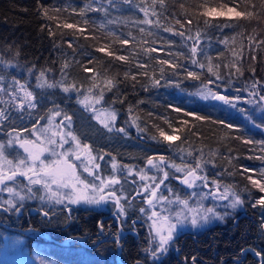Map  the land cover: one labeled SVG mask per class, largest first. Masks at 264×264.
I'll return each mask as SVG.
<instances>
[{
	"label": "trees",
	"instance_id": "16d2710c",
	"mask_svg": "<svg viewBox=\"0 0 264 264\" xmlns=\"http://www.w3.org/2000/svg\"><path fill=\"white\" fill-rule=\"evenodd\" d=\"M99 2L101 0H0V60L4 61L0 63V75L4 76L0 87L7 90L0 91V100L9 98V85L15 77L29 82L36 105L31 110H15L9 103H0V111L8 116L7 120L0 119V142L5 143L10 134L26 133L37 125L49 123L50 116L60 111L61 115L55 116L62 131H72L82 146H90L93 155L104 156V152H109L122 165L133 169L130 176L125 170L122 178L124 194L131 203L135 202L132 198L137 186L151 181L152 176H160L161 172L146 169L148 158H154V163L159 164V157L163 156L169 166L172 163L194 166L199 159L203 167L201 174H206L209 182L218 180L220 189L231 187L239 192L244 203L241 208L232 209L219 227L210 229L212 235L204 247L197 246L196 252L194 242L189 245L191 252H195L192 254L196 256L195 263L201 264L198 258H204L207 264L236 258L227 264H259L258 256L244 251L251 248L264 255V209L252 206L264 193L247 179L248 176L264 179L259 175V170L264 169V144L260 143L264 141V127H256L264 125V101L259 99L264 95V0H163V4L160 0H132L131 4L116 0V7L108 8L107 13L89 10V6L98 7ZM224 3L235 7L236 11L253 15L247 18L200 15L204 10L201 5L219 7ZM141 8L147 11V16ZM146 19L153 23H141ZM189 19L191 24L187 23ZM205 20H208L207 25ZM65 24L75 27L65 28ZM165 28L172 31L166 32ZM197 31L201 36L195 59L205 64L204 69L192 64L193 40L187 39L188 36L195 38ZM180 32L185 35H179ZM120 39H128L129 43L121 44ZM148 47L157 51L145 53ZM98 48L105 51H97ZM109 52L114 55H108ZM118 55L127 56L128 60H118ZM208 57H211L210 62ZM161 59L184 67L176 69L179 75L174 76L169 65L158 63ZM7 62H11V66H6ZM209 63L222 79L217 80L213 72L207 71ZM161 67L165 69L161 85L165 86H153V78H161ZM185 68L197 72L200 79L186 78ZM42 70L45 77L38 80ZM108 80L115 85L111 90ZM166 80L173 83L166 85ZM93 82L96 87H92ZM73 83L79 93L75 90L65 93L63 86ZM48 84L56 86L48 87ZM205 85L213 92L241 99L235 101L236 108L223 101L202 99L196 92ZM101 90L102 107L117 114L111 132L79 102L83 96H99ZM253 92L256 95H250ZM176 107L182 111L177 113ZM186 111L211 119L198 121L194 116H185ZM64 115L72 117L70 128L65 126L67 121L60 123ZM165 119L173 128L181 129L177 133L181 140L162 141L160 129L172 134ZM183 120L188 124L183 125ZM212 121H223L233 127ZM121 127L128 135L117 131ZM246 140L252 143H245ZM244 168L253 171L244 173ZM141 170L149 179H139ZM168 172L170 178L183 174L174 170ZM35 205L42 206L41 203ZM235 221L236 228L231 226ZM3 235L20 236L30 247L22 233L0 230V242ZM147 240L148 236L144 235L142 244ZM122 244L125 253L130 245ZM40 247L42 253L61 264H118L113 259L115 244L103 243L93 248L67 244H40ZM237 259L241 261L238 263Z\"/></svg>",
	"mask_w": 264,
	"mask_h": 264
},
{
	"label": "snow or ice",
	"instance_id": "6c2138e0",
	"mask_svg": "<svg viewBox=\"0 0 264 264\" xmlns=\"http://www.w3.org/2000/svg\"><path fill=\"white\" fill-rule=\"evenodd\" d=\"M123 4H131L132 0H120ZM160 3L163 4V0H160ZM116 7V0H101L99 2V6L92 8L89 6V10L94 11H103L107 13L108 8ZM203 7V11L200 13L203 17H218V16H235L237 18H247L253 15L252 12H242L236 11L235 7H229L227 3L219 5V7H211L207 4L201 5ZM57 11H59L57 9ZM140 11H143L145 16L148 15L147 11L144 8H141ZM47 10L45 9V13ZM83 15V10L81 12ZM155 15V13H153ZM86 24L87 20L84 21ZM180 23L179 20L176 21ZM143 24H152L153 21L150 19H146L141 21ZM188 24H191L192 21L189 19L187 21ZM204 23L207 25L208 20H205ZM227 26V25H225ZM65 28H73L75 27L72 24H65ZM80 31H84L81 29ZM141 32L144 31L143 28L140 29ZM164 31L170 32L171 28H165ZM179 35L184 36L185 33L180 32ZM201 33L199 31L196 32L195 38L192 36H188L187 39L193 40V44L190 48L192 59V64L197 65L199 68L204 69L205 64L200 63L199 60L195 59L198 53L197 45L199 44V37ZM121 44H128V39H120ZM146 43V42H145ZM71 46V44H69ZM97 51L104 52L105 48H98ZM145 53L156 52L157 49L154 47H148L144 49ZM108 55H114L112 52H109ZM116 59L121 61L128 60L127 56L118 55ZM209 62L211 61V57H208ZM0 63H4V61L0 60ZM160 65H169L170 68L173 69L172 75H179L176 69L184 67L179 64H170L168 60L161 59L158 61ZM6 66H11V62H7ZM143 67L144 65H140ZM64 67H67L65 65ZM89 69H85L88 71ZM31 72L32 69H29ZM186 78H190L192 80H199L200 76L195 71H189L185 68ZM208 72H213V69L209 63L207 68ZM237 72H240L239 68H236ZM161 78L156 79L153 78V86H165L161 85V79H164L165 69L163 67L160 68ZM213 75L216 76L217 80L222 79V77L213 72ZM45 77V72L42 70L39 74L38 80ZM135 79V76L132 77ZM4 80V76L0 75V82ZM213 81H209L212 83ZM44 83H47L44 80ZM173 81L166 80V85H171ZM109 86V90L111 87L115 85L111 80L107 81ZM55 84H48V87H55ZM179 87V84H176ZM255 85H253L254 87ZM12 88V92L10 95L16 99L17 91L24 92V100L27 101V105L29 108H34L36 105L33 103L35 97L33 93L25 90V85L21 84L19 80L15 77L12 78V84L9 85ZM82 87V85L80 86ZM92 87H96L95 82H93ZM75 90L79 93L78 86L73 83L71 85L63 86V91L68 93L70 91ZM0 91H7L3 87H0ZM203 97V99H212L223 101L224 104L229 105L232 108H236L235 101L241 99L240 96L230 97L228 95H222L219 92H213L211 89L207 88L205 85L204 89L199 93ZM250 95H256L255 92L250 93ZM87 99V97H85ZM103 99V90L100 91L99 97L96 99V103H100ZM260 101H264V95H260ZM80 103H84V101H79ZM249 103L252 101L249 100ZM88 107V105H85ZM19 108L21 110L24 109V103L21 102L19 104ZM95 112V109H92ZM241 112L244 109H239ZM174 111L177 113L181 112L182 109L180 107L174 108ZM55 115H61L60 111H56ZM185 116H194V118L198 121L210 120L211 118L208 116L199 115L193 112H184ZM117 118V114L113 111L109 114L110 122L104 123V127L108 129V131L113 130V123ZM0 119L7 120L8 116L0 111ZM67 121L68 124L66 127L71 126L72 117L69 115H64L61 123ZM213 123H219L224 125L227 128H232V124H225L223 121H212ZM51 119L49 120V124H51ZM165 123L168 124L169 128H172V134H169L164 129L159 130V137L162 141L172 143L174 141L181 140V136L177 135L178 132L181 131L180 128H173L172 124L165 119ZM183 125H187L188 121H181ZM256 127H264V125H256ZM15 131V129H13ZM24 131H27L25 129ZM124 135H128L126 129L121 127L117 130ZM41 133L47 132V129L40 130ZM35 135V139H26L17 134L15 137L10 135L7 144L4 142H0V192H7L8 198L0 201V210L5 212H15L20 213L24 208V203L26 200L38 199L42 203V206L38 211L42 213L45 218H49L53 212L52 208L46 207L45 204H66V212L70 215L71 213V205L77 204H87V205H95L99 206L102 204L112 203L116 209V219L119 221L118 231L114 234V243L117 246H121V233L123 232L124 223L127 220V211L125 207V203H128L129 206L131 204V200L126 195H123V187L121 184V175L119 173H123L125 170L127 174L130 176L133 172L132 168H129L125 165L122 169L119 170V173L110 175L108 177L102 176L98 171H93L88 166H84V171L88 172L90 176L94 177L93 182H85L80 179L77 174V164L73 161V157L76 161H81V155L83 154L81 148L83 150H87L89 162L92 163V167L96 170L100 169V164L95 163L97 159L103 160V156L95 157L91 155L90 146L84 144L81 146L79 139L73 134L72 131H67L64 135H61L60 132H52L51 136H48L46 139L42 138L41 134L33 133ZM58 137V139H56ZM66 137H71L72 141L75 142V150L69 147L67 150L64 149V145L68 144L69 141ZM152 139H156V137H152ZM245 143H252L251 140H246ZM264 144V141L260 142ZM18 145L20 149L23 150L21 154H19V158L10 159L8 155H6V149L12 148L13 146ZM57 147L61 150L57 152ZM179 147V146H178ZM45 153L51 154L54 157L53 160L49 161L45 158ZM191 155V153H189ZM259 158V157H258ZM159 164L154 163V158L150 157L147 160L148 165H151L158 169L159 172H162V177L158 178L157 176H152L150 179L152 184H143L142 189L143 192L137 190L135 192V196H140L143 194L144 203L149 206L148 209L141 207L139 212L144 214L149 224V234L152 238L153 247H150L146 251L149 253L151 259L154 264L160 261L163 256L167 254L170 246L174 243L177 234L181 229L185 227H191L193 229L200 228L202 225H206L210 223L212 220H223L227 212L223 215L216 211L215 207H204L203 200L211 197L213 200H229V203L225 205L226 208L235 209L238 206H242L244 201L239 194V192L235 191L231 187H226L223 192H220V185L218 180H212L209 182V179L206 174L202 175L203 167L201 161L196 160L195 165L192 164H184L183 166L172 163L170 165L171 168H174L176 172L184 173L183 177H176V179L180 180V182L185 185L188 189H208V191H192L188 194L187 198H182L178 192H174L171 188L168 189L170 193L169 196H164L159 192L161 185L164 184L165 180L168 179L169 172L165 170V167L169 165L166 164L165 158L163 156L159 157ZM83 163V161H81ZM209 163V162H204ZM164 165V167H161ZM113 169H116V165H112ZM244 173H248L253 171L249 168H244ZM143 172V170H141ZM259 175L264 177V169L259 170ZM139 179L141 181H145L149 179L144 174L139 175ZM247 179L251 183V185L258 189L260 193H264V179H253L252 176H248ZM95 181H98L96 183ZM158 181V182H157ZM135 183V181H132ZM117 185H121L120 188H117ZM214 186V187H213ZM39 193V195H38ZM231 196V199L229 197ZM133 197L132 199H134ZM193 198H197L196 205L193 207L190 204V200ZM157 204L161 205L159 211H157ZM176 205L179 206L175 211L172 210L171 207H166ZM253 207L259 206L261 209H264V196L258 198L255 203L252 205ZM150 210V214H149ZM99 228L101 231L104 230L103 222H98ZM136 221H132V229L135 231ZM262 227H264V221H262ZM256 256L261 257L262 262H264V255L260 252L255 253ZM139 264V262H137Z\"/></svg>",
	"mask_w": 264,
	"mask_h": 264
},
{
	"label": "flooded vegetation",
	"instance_id": "af4514ba",
	"mask_svg": "<svg viewBox=\"0 0 264 264\" xmlns=\"http://www.w3.org/2000/svg\"><path fill=\"white\" fill-rule=\"evenodd\" d=\"M60 129L62 130V127ZM122 138L123 136H121V139ZM103 154V162L100 164V169H94V171H98L104 177L119 173V166H121V169L124 166L120 163V160L112 157L109 152H104ZM113 164L116 165V169H113ZM77 168V174H79V169H81V167L78 165ZM119 174L121 175L123 195H125V186L122 182L124 179V173ZM80 175L82 178H85L81 173ZM168 179L172 178L168 176ZM167 180H165L164 184L161 185V188L159 189L161 194L170 195L168 189L171 188L174 192H178L182 198H187L186 194H188V189L186 190V188L181 185L182 183L180 180L172 179L173 181L170 183L166 182ZM116 187L120 188L121 185H117ZM206 191H208V189H206ZM7 195V192H0V199ZM132 200L135 201L133 203L134 207H128L127 203H125L127 220L124 223L123 232L121 233V246L123 245L122 243L130 245V247L126 249L125 253L124 250L121 249V246H117L114 243V234L118 231L119 221L116 219V209L112 203L105 204V206H70V215L65 210L66 206L52 205L50 208H52L53 214L49 218H45L42 213L38 211L41 206L35 205V203L38 202L25 201L24 208L18 214L15 212H5L0 210V230H11L14 233H22L25 235V240L28 244H67L88 248H93L103 243L115 244L116 251L113 259L116 262L118 254L119 259L125 264H137V262H139V264H150L153 263V260L146 250L149 249L152 244V238L149 234V227L144 220L145 216L139 212L140 207H143V203L141 202V199ZM217 210L221 215L225 213L224 206L219 207ZM230 215L231 211L230 213L228 212V215H226L224 219ZM239 218L240 215L236 217V220ZM224 219L205 227L197 234H194L189 230L180 231L177 234L174 243L170 246L167 254L163 256L160 261H158L159 263H157L160 264L164 261L166 264H196V260H194L196 256H192L195 252H191V247L189 245L194 242L193 244L195 245L196 252L197 246L204 247L206 241L209 239V236L212 235V231L210 229L219 227V224L223 223ZM133 220L136 221L135 231L132 229ZM98 222H103V231L100 230ZM237 225L238 224L235 221V224L231 226L236 228ZM142 226L144 227L143 231ZM144 235H147L149 240L142 244ZM63 240L66 241L61 244L60 242ZM247 251L250 250L246 249L244 252L247 253ZM251 252L254 254L256 253L253 250H251ZM203 257L208 258L205 254H203ZM187 258H189V260ZM235 260L236 258L223 259L219 264H227ZM239 260L241 261V259H237L238 263L240 262ZM198 261H200L201 264H207L204 258H198ZM261 261L262 259L259 257L258 263L261 264Z\"/></svg>",
	"mask_w": 264,
	"mask_h": 264
},
{
	"label": "rangeland",
	"instance_id": "374dc122",
	"mask_svg": "<svg viewBox=\"0 0 264 264\" xmlns=\"http://www.w3.org/2000/svg\"><path fill=\"white\" fill-rule=\"evenodd\" d=\"M19 81H20L21 84L25 85V90L26 91H30V92L33 93V91L30 90V88H29V86L27 84V83H29L28 81H26V82L24 80H19ZM11 84H12V81H11ZM203 89L204 88H200L196 92L197 96L202 98V99H203V97L201 95H199L198 93L201 90H203ZM208 89H210V88H208ZM11 92H12V88L10 89V93ZM16 97H19V99H16V98H14V97H12L10 95L9 98L6 99V100H2L1 99L0 103L1 104L9 103V104H11V106L15 110L16 109L17 110H21L19 108V104L21 102H23L24 103V109L31 110V108H29L28 105H27V101L24 100V92L23 91H17L16 92ZM85 97H87V99H85ZM98 97L99 96H94V95L83 96L81 98V101H84V103L83 104L80 103V104L82 106H84V107H85V105H88V107H85V109H87L89 112H91L93 114L94 119L98 123H100L101 125H104L101 121H103L104 123L110 122L109 114L111 112H113V111L102 107L101 104L103 102V99L100 101V103H96V99ZM33 103H35V102L33 101ZM93 108L95 109V112L92 110ZM50 119H51L52 123L53 122H55V123H53V124L45 123L43 125H37L33 129H31L29 132H26V133L19 132V133H14V134H10V135L12 137H15L17 134H19L20 136H22L23 138H26V139H35V135H33V133H38V134L43 135L42 138H44V139H46L48 136H51L52 132H60L61 135H64L66 133V130L62 131V130L59 129V127H61V126L57 122V116L52 115V117L50 116ZM61 121H62V119L60 120V123H61ZM115 121L111 122V123H113V125H114ZM43 128L47 129V132L41 133L40 130H42ZM113 128H115V127L113 126ZM67 131H69V130H67ZM66 138L69 141V143L64 145V149L67 150L69 147H71V148H73L75 150V142L72 141L71 137H66ZM56 139H58V137H56ZM8 140L9 139H7V140L5 139V144H7ZM56 150H57V152H59L61 149L59 147H57ZM79 151L83 152V154L81 155V161H83V163H81V161H76L74 159V157H73V161L77 164V167H78V165L81 167V169H79L78 176H79L80 179L84 180L86 183L87 182H93L94 181V177L93 176H89V173L84 171V166L85 165L88 166L90 169H92L94 171V168L92 167V163L89 162L87 150H83L81 148V150H79ZM22 152H23L22 149H20L18 147V145H15L12 148L6 149V155H8L10 159L19 158V154H21ZM92 156H94V155H92ZM95 157H97V156H95ZM98 157H100V156H98ZM45 158L47 160H49V161L54 159V157L51 156V154H49V153H45ZM102 162H103V160H100V159H97L95 161V163H99V164H101ZM147 168H148L149 171H153V172L154 171H158L157 168H155V167H153L151 165H146V169ZM77 170H78V168H77ZM165 170L166 171H170V170L176 171L174 168H171L170 166H168L167 169H165ZM80 173L85 178H82ZM141 174H142V172H141ZM162 175L163 174L161 172L160 176L158 178H161ZM183 175H184V173L181 174V175H174V176H172V179L173 180H177L176 177H183ZM88 177H89V180H88ZM95 182L98 183V181H95ZM145 184L151 185L152 181H148ZM181 185H183V184H181ZM183 186L186 188V190L188 189L185 185H183ZM136 189L141 191V192H143L142 185L137 186ZM224 190H225V188H221L220 192H223ZM192 191L201 192V191H206V189H202V188H199V187L196 188V189H188V194L191 193ZM159 192H160V190H159ZM188 194H186V197L188 196ZM38 195H39V193H38ZM164 196H169V195H164ZM133 197H135V199H137V200L141 199V202L143 203L142 206L144 208H146V209L149 208V206L144 203L143 194L140 195V196H135V193H134ZM7 198H8V195L5 196V197H2V199H0V201H2L4 199H7ZM229 199H231V196L229 197ZM196 200H197V198H193L192 200H190V204H192L193 207H195V205H196ZM26 201H35V202H38V203H41V204L44 203V202H41L38 199L26 200ZM228 203H229V200H223V201L213 200L211 197L203 200V206L204 207H215L216 211L218 213H219V211L217 209L219 207H221V206L225 207V205H227ZM52 205H56V204H45L46 207H51ZM61 205L66 206V204H61ZM77 205H81L82 206V205H87V204L81 203V204H77ZM133 205L134 204L131 203L130 206H129V204L127 203L128 207H134ZM72 206H75V205H71V207ZM102 206H105V204H102ZM166 207H171L172 210L175 211L177 209V207H179V206H176V205L167 206L166 205ZM160 208H161V205L157 204V211H159ZM237 208H241V207L238 206ZM231 210H232L231 208H226L225 207V212H229L230 213ZM149 214H150V210H149ZM144 218H145L144 219L145 223L149 227V224L151 222L147 220L146 216ZM215 222H220V220H212L210 223H208L206 225H202L200 228H197V229H193V228H191L189 226V227H185V228L181 229L180 231L189 230L192 233L197 234V233H200L202 229L214 224ZM2 239L3 240L0 242V262H1L0 264H61V263L55 261V259H53L51 256L42 253L40 244H39V246H37L36 244L35 245L32 244L33 245L32 246L30 244L29 245L30 247H28V246H26L25 242L23 241V238L20 237V236H17V235H14V236H12V235H5L4 236L3 235ZM153 246H154L153 244L150 245V247H153ZM54 249H56V248H54Z\"/></svg>",
	"mask_w": 264,
	"mask_h": 264
},
{
	"label": "water",
	"instance_id": "95a60500",
	"mask_svg": "<svg viewBox=\"0 0 264 264\" xmlns=\"http://www.w3.org/2000/svg\"><path fill=\"white\" fill-rule=\"evenodd\" d=\"M24 232V231H23ZM65 241L66 240H63V241H61L60 243L61 244H63V243H65ZM249 250L251 251L252 249L251 248H249ZM117 262L119 263V264H125V263H123L120 259H119V256H118V254H117ZM261 264H263V262L261 261Z\"/></svg>",
	"mask_w": 264,
	"mask_h": 264
}]
</instances>
